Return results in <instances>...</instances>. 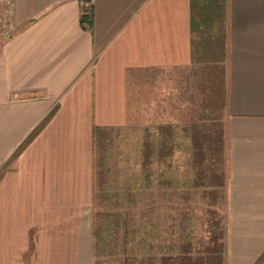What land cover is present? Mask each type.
Instances as JSON below:
<instances>
[{"label":"crops","instance_id":"0c3cea01","mask_svg":"<svg viewBox=\"0 0 264 264\" xmlns=\"http://www.w3.org/2000/svg\"><path fill=\"white\" fill-rule=\"evenodd\" d=\"M14 2L0 53V264H94L93 125L133 119L166 71L191 65L190 0H94L86 26L81 0ZM225 23L227 264H254L264 252V0H227Z\"/></svg>","mask_w":264,"mask_h":264},{"label":"trees","instance_id":"16d2710c","mask_svg":"<svg viewBox=\"0 0 264 264\" xmlns=\"http://www.w3.org/2000/svg\"><path fill=\"white\" fill-rule=\"evenodd\" d=\"M190 8L192 65L206 58L212 59L218 70L213 102L215 105L221 102L224 106L227 0H190ZM91 21L92 14H82V25L86 26ZM208 31L211 34L205 37ZM54 111L36 127L26 142L36 135ZM111 129L112 126L93 125L95 209L92 234L95 264H103L101 258L108 254H112L110 264H224L227 223L219 210L213 207L223 200L227 201L226 139L222 125L221 130L217 131L194 120L179 129V133L173 123L159 125L156 135L146 130L140 150L142 179L146 189L153 185V177L157 174L163 191L176 187L202 189L211 205L206 221V238L205 235L204 238L196 237L195 228L189 230L191 224L182 225L180 231H170L178 233L179 243H165V251L162 253L157 252L155 245L161 235L160 222L148 219L150 212H145L144 221L139 222L128 208L118 209L119 195H111L100 179V161L105 151L100 149V143ZM182 144L186 153V167L178 176L174 157L176 151L182 149ZM23 146L12 158L17 156ZM162 165L164 168L160 169ZM128 191L131 189L128 188ZM132 195L130 192L129 196ZM145 201L151 205L153 199ZM115 203L116 207H113ZM254 264H264V252Z\"/></svg>","mask_w":264,"mask_h":264},{"label":"rangeland","instance_id":"374dc122","mask_svg":"<svg viewBox=\"0 0 264 264\" xmlns=\"http://www.w3.org/2000/svg\"><path fill=\"white\" fill-rule=\"evenodd\" d=\"M208 33L211 34V31L204 36ZM211 60L206 58L195 65L191 63L166 71L160 82L157 81L156 88H148L147 96L142 99L144 103H140L133 119L112 126L113 129L107 131V137L100 143V149L105 150L100 161V179L111 195H119L118 209L128 208L139 222L144 221L145 212H150L148 219L160 222L161 235L155 241L156 250L160 253L165 251V243H179L178 233L170 231H180L182 225L191 224L189 230L194 227L196 237L204 238L205 235L206 238V221L211 205L202 189L176 187L163 191L157 174L153 177V185L146 189L141 172V146L147 129L156 135L159 125L173 123L179 133V129L194 120L217 131L222 125L226 136L224 107L221 102L216 105L213 102L218 70ZM181 148L174 157L178 176L186 167L184 144ZM163 168L162 165L160 169ZM130 192L132 196H129ZM146 199H153L151 205ZM112 206L116 207V203ZM213 207L219 210L227 223V201L223 200ZM94 209L93 204L92 214ZM92 250L94 253V247ZM111 257L112 254L102 257L103 264H110ZM224 264H227L226 250Z\"/></svg>","mask_w":264,"mask_h":264},{"label":"built area","instance_id":"2783aa9c","mask_svg":"<svg viewBox=\"0 0 264 264\" xmlns=\"http://www.w3.org/2000/svg\"><path fill=\"white\" fill-rule=\"evenodd\" d=\"M94 0H81L82 14H92ZM15 2L14 0H0V53L5 42L14 32Z\"/></svg>","mask_w":264,"mask_h":264}]
</instances>
